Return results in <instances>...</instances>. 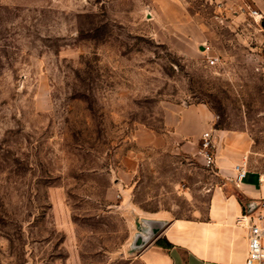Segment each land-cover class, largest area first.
Here are the masks:
<instances>
[{
	"label": "rangeland",
	"instance_id": "1",
	"mask_svg": "<svg viewBox=\"0 0 264 264\" xmlns=\"http://www.w3.org/2000/svg\"><path fill=\"white\" fill-rule=\"evenodd\" d=\"M252 10L258 0H0V264H143L142 245L126 247L135 207L199 216L213 172L202 140L173 150L171 109L206 105L213 129L243 134L247 158L264 160V18Z\"/></svg>",
	"mask_w": 264,
	"mask_h": 264
},
{
	"label": "crops",
	"instance_id": "2",
	"mask_svg": "<svg viewBox=\"0 0 264 264\" xmlns=\"http://www.w3.org/2000/svg\"><path fill=\"white\" fill-rule=\"evenodd\" d=\"M258 5L264 17V1L258 0ZM163 126L169 144L178 152L196 150L203 134L212 133L214 183L207 207L204 211L199 209V216L167 221L161 213H145L132 206L143 217L138 241H143L149 229L157 230L163 225L161 233L156 232L135 250L136 259L143 264H245L248 225L255 221L254 215L264 195V185L258 181L259 174L264 172V160L247 158L248 143L243 134L213 129L211 113L202 103L171 109L164 116ZM143 135L151 141L155 138L148 131ZM241 162H245L247 172L237 183L233 167ZM122 165L123 175L117 185L125 197L124 203H128V183L137 165L131 158ZM157 240L167 247L157 245ZM138 246L134 238L126 245L127 249Z\"/></svg>",
	"mask_w": 264,
	"mask_h": 264
},
{
	"label": "built area",
	"instance_id": "3",
	"mask_svg": "<svg viewBox=\"0 0 264 264\" xmlns=\"http://www.w3.org/2000/svg\"><path fill=\"white\" fill-rule=\"evenodd\" d=\"M251 16L254 19L261 20L262 15L257 10L251 11ZM205 46L207 52L206 62L208 65H215L218 62V56L210 52V47ZM210 135L208 132L203 134L202 137V149L201 155L204 160V165L206 167H213V153L211 151L212 144ZM235 171V182L239 183L247 172L245 162L235 164L233 167ZM258 181L260 184L264 185V172L260 173L258 176ZM245 218V215L242 217ZM255 221L248 225L247 231V254L245 259V264H264V195H262L259 208L254 215Z\"/></svg>",
	"mask_w": 264,
	"mask_h": 264
},
{
	"label": "water",
	"instance_id": "4",
	"mask_svg": "<svg viewBox=\"0 0 264 264\" xmlns=\"http://www.w3.org/2000/svg\"><path fill=\"white\" fill-rule=\"evenodd\" d=\"M157 232V230H155V229H149L147 232H145V234H147L145 237H143V241H138L137 239L136 240H134L135 241V244H137L138 243V245L139 244H141V245H143V243H145L146 241H148L151 237H153V235L155 234ZM151 236L149 239H148V236ZM141 235L139 234L138 235V237H140ZM140 246V245H139Z\"/></svg>",
	"mask_w": 264,
	"mask_h": 264
},
{
	"label": "trees",
	"instance_id": "5",
	"mask_svg": "<svg viewBox=\"0 0 264 264\" xmlns=\"http://www.w3.org/2000/svg\"><path fill=\"white\" fill-rule=\"evenodd\" d=\"M156 244L159 245V246H162V247H167V244L160 243V240H157Z\"/></svg>",
	"mask_w": 264,
	"mask_h": 264
}]
</instances>
